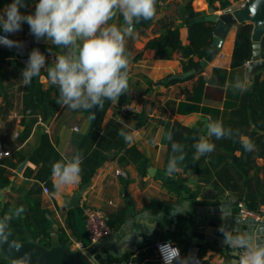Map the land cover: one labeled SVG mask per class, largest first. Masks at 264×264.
<instances>
[{"label":"crops","instance_id":"1","mask_svg":"<svg viewBox=\"0 0 264 264\" xmlns=\"http://www.w3.org/2000/svg\"><path fill=\"white\" fill-rule=\"evenodd\" d=\"M242 1L160 0L152 23L149 26H136L135 38L127 41V50L131 56L129 90L123 94L126 99L121 101V95L115 103L106 100L97 119V132L102 136L101 142L105 145L109 157L89 181L84 182L81 179L78 184L61 186L59 189L55 187L53 190L36 177L42 162L37 163L31 158L34 153L41 161L53 165L55 151L60 152L63 158H70L78 153L83 137L93 127L88 111H73L57 104L55 114L43 118L41 114H31L30 109L25 111V86L20 82L21 74L10 76L4 83L0 82V140L4 148L11 152L18 150L26 153L23 160L14 157L16 166H7L9 184L1 186L0 178V219L6 215L14 216L19 202L23 199L26 201V194L32 188L40 187L41 207L55 220L52 231L54 232L55 225L65 227L66 217L73 211L80 237L67 228L68 246L81 249L79 246L83 244L88 250L97 246L105 264H162L155 249L158 240L175 242L184 255L190 250L196 251L202 264H224L227 260V264H230L234 258L232 250L221 243L223 236L218 228L224 222L225 227L234 226L237 221L240 222L241 228L247 227L249 223L257 228L264 225V217L260 221L243 218L240 208L233 200L234 196L251 194L264 198V157H249L248 152L237 149L234 156L239 158L238 164L241 167L238 169L234 167L229 151L216 145L212 153L196 158L191 168L179 167L180 171L167 175L165 161L168 146L164 140L167 137V122L173 120L199 127L204 135L209 116L213 120L222 121L224 127L228 125L231 112L237 107L234 104L240 95L239 90L234 88L235 83L239 80L248 87L255 76L250 79L248 71L252 56L244 65L235 64L239 30L243 25H252L253 31V24L251 21H245L233 25L217 55L201 70L184 78L179 75L194 68L206 58L214 35L204 37L198 42L199 53L195 56L198 63L188 69L177 53L172 58H158L160 41L156 38L161 35L163 23L173 14L177 16L180 37L183 43L187 44L191 18L208 15L211 9L217 14H223L228 8H238ZM11 2L12 0H0V12ZM37 2L38 0H26L28 6L21 8V13H34ZM194 12L198 14L191 15ZM110 23L119 25L122 23V17L117 14ZM29 34V27L24 23L21 31L10 36L20 41ZM33 48H39L47 57L46 63L49 65L42 69L45 72L47 67L54 63L53 54H62L63 51L45 40H35L32 46H28L29 52ZM49 48L52 53H49ZM16 56L20 58L17 53ZM215 68L228 70L223 84L218 82V77L214 75ZM259 72L264 75V68ZM212 77H215L217 82L212 83ZM200 78H204L205 83L202 92L195 94L194 88ZM40 80L45 88L51 86L47 74L42 73ZM7 93L11 100L9 104H5ZM51 94H56L54 88ZM192 106L199 108L186 111V107ZM253 128L254 124H251L250 129ZM121 130L131 135V141H125L119 134ZM242 135L251 140L247 133ZM211 140L214 144L220 141L214 137ZM122 142H125L127 147L137 146L143 154L138 157L116 154L115 151ZM221 152L226 154H217ZM218 155L224 156V160H218ZM6 157L8 156H0V173L1 159ZM140 164L144 167L142 172L139 170ZM121 171L125 174L120 173ZM50 178L54 185L55 178L52 175ZM85 184L87 186L80 197V205L68 206L67 201ZM45 187L49 188V192L45 191ZM185 205L187 212L171 215L175 207ZM85 206L102 210L108 222L110 220L113 223L112 233L95 244L91 243L86 227ZM219 206H224L230 212L231 216L227 221L221 220ZM145 213L150 215L143 219L144 223H156L151 235L139 224L141 220L138 218H143ZM138 229H141L139 237L134 234L128 249L121 251L120 242ZM1 254L0 251V256Z\"/></svg>","mask_w":264,"mask_h":264},{"label":"clouds","instance_id":"2","mask_svg":"<svg viewBox=\"0 0 264 264\" xmlns=\"http://www.w3.org/2000/svg\"><path fill=\"white\" fill-rule=\"evenodd\" d=\"M157 0H38L34 13L23 14L21 8L28 5L26 0H12L0 12V44L21 50L20 41L9 39V36L22 30L26 23L30 33L37 41L45 40L63 53H54V63L47 67V79L50 85L58 89L56 103L61 108L73 111L102 108L104 101L117 102L119 97L129 90V64L131 53L127 50L128 39L135 38L136 25L141 21L153 19L157 14ZM122 17V23H110L116 15ZM52 53V49H48ZM47 57L39 48H33L28 54L25 67L21 70V84L29 86L34 77H39L47 65ZM235 89L246 90V85L239 80ZM90 116H94L92 113ZM206 135H201L193 147L196 158L215 151L216 140L240 138L245 151H255V144L250 138L243 136L238 130L225 128L222 121L207 117ZM126 142L132 137L121 130L119 133ZM172 141V134L166 137ZM185 146L172 141L166 174L172 175L180 171L179 165L185 159ZM82 154L76 153L70 158H62L53 163L52 176L54 187L78 184L82 179ZM25 211L23 206L15 210L17 218ZM187 205L177 206L171 215L187 212ZM221 220L227 221L231 214L224 206H219ZM145 213L139 223L148 235L155 230L156 223H144L149 217ZM163 216V213L160 214ZM11 215L0 219V237L5 235L9 227ZM225 227L222 223L218 231L222 234L221 243L232 250L233 259L230 264H264V225L257 228L249 223L247 227ZM141 229L134 230L120 242V250L128 249L133 235L139 237ZM163 264H199L192 253L182 256L178 247L171 241L158 245ZM17 264H24L19 261Z\"/></svg>","mask_w":264,"mask_h":264},{"label":"trees","instance_id":"3","mask_svg":"<svg viewBox=\"0 0 264 264\" xmlns=\"http://www.w3.org/2000/svg\"><path fill=\"white\" fill-rule=\"evenodd\" d=\"M158 6V4L156 5ZM198 13H193L191 15H197ZM177 16L171 14L168 20L163 23L161 35L158 36L160 41L159 48L157 50L158 58H172L175 53L178 54L185 61V68L194 67L198 62L195 61V56L198 55L199 49L197 47L198 42L204 37H212L214 35V24L211 21L197 22L192 25H188L189 29V43H183L180 37V26L176 21ZM152 23V19L143 22V26H149ZM252 25H243L238 33L237 44L238 47L235 53V64L244 65L252 56L253 43L251 41ZM63 53V51H62ZM207 55V54H206ZM141 56V55H140ZM262 57H264V37L262 40ZM25 67V63L16 56L13 51L5 50L0 48V82L4 83L5 79L10 78V76H16L21 74V70ZM42 73L47 74L45 71ZM228 74V70L224 68H215L214 75L218 77V82L223 84L225 78ZM212 83L217 82L215 77L210 79ZM205 83L204 78H200L199 83L195 86V94H200L202 92V87ZM56 90L54 96L51 94L52 89ZM238 101L234 104L235 107L231 112V117L229 119L228 125L225 128H231L239 131L240 134L247 133L251 137V141L255 144V151L248 152L245 151L240 143V138L238 136H233L231 139H223L218 141L219 147L227 149L228 154L234 162V167L240 168L239 158L235 157V151L241 149L243 152H248V156H261L264 157V75L260 72L256 73L252 83L246 87L245 91L239 90ZM53 96V97H52ZM58 97V89L55 86H50L45 88L44 84L39 77H34L29 86L25 87V92L23 95V103L25 111L30 109L32 114H41L43 118L53 116L56 110V99ZM121 101L126 99L125 95H122ZM194 98V97H193ZM10 97L7 93L5 95V104L10 103ZM110 102V101H108ZM108 102L106 103L108 105ZM199 106H192L190 108L186 107V111L197 110ZM180 109V108H179ZM181 110H183L181 108ZM185 110V109H184ZM254 124V128L250 129V125ZM99 122L97 121L92 129L83 137L78 152L82 154V180L84 182L89 181L98 167L109 157V153L105 151V145L101 142V137L97 132ZM172 134V141L176 143L183 144L185 146V159L179 165L184 169L191 168L196 162V150L193 144L196 140L204 135L203 131L199 127H192L183 124L179 120H173L167 122V135ZM165 143L167 144V155L165 161V168L169 158L173 155L171 151V143L167 138H165ZM116 154H130L131 156L138 157L143 154L141 150L133 145L127 147L125 142H122L118 146V150L115 151ZM26 153L22 151L11 152L6 159H1V186L9 184L10 180L8 178V167L16 166L17 162L14 161V157H19V160L25 159ZM54 161L61 160L63 157L60 152L55 151ZM226 154V153H217ZM31 158L37 162H42V166L38 171L36 177L49 185L51 189L55 190L50 176L52 175V165L41 161L35 156L34 153L31 154ZM218 160H224V156L218 155ZM145 163V161H143ZM144 169L143 164L139 165V170L142 172ZM41 188H32L28 194H26V201L23 199L19 202V206H23L25 211L17 218L15 215L9 221V227L5 232L4 236H7L14 240H36L41 244L46 246L51 245V233L53 232V225L55 220L46 209L41 207ZM238 201L245 203V205L251 209L259 210L262 205H264V198H259L257 195L251 194L247 196H234ZM75 213L70 211L66 217V226H59V239L61 243L67 247L68 246V234L67 228L73 231V234L80 237L76 228L75 223ZM110 224H113L109 220ZM12 262L5 255L1 254L0 264H9ZM229 263L228 260L224 264ZM12 264H17L13 262Z\"/></svg>","mask_w":264,"mask_h":264},{"label":"water","instance_id":"4","mask_svg":"<svg viewBox=\"0 0 264 264\" xmlns=\"http://www.w3.org/2000/svg\"><path fill=\"white\" fill-rule=\"evenodd\" d=\"M160 0H157V3ZM214 9L210 10L208 15H199L189 20V25L202 21H211L214 24V36L211 48L206 58H204L194 68L180 74V78L194 74L196 71L201 70L208 64L219 52L224 38L226 37L230 28L237 24L245 21H251L253 24L252 41H253V55L249 61V77L250 79L264 68V57H262V40L264 37V0H250L246 6L237 8L232 12H225L223 14H217ZM141 21L136 26L143 24ZM4 33L0 30V36ZM9 39L15 40L9 36ZM35 37L30 33L27 38L20 40L23 44V48L18 50L16 48H9L0 44V48L13 51L17 53L20 59L26 64L28 59V46H32ZM0 90L1 84H0ZM106 100L104 101L103 107ZM102 108L95 107L91 110H87L91 116L92 126L96 123L99 118ZM87 184L83 185L82 188L76 192L73 197L67 201L68 206H79L80 197L84 192ZM59 226H54V232L51 234V245L46 246L36 240H14L7 236L0 237V251L3 255L9 258L12 262L24 261V264H105V259L97 246H94L88 250V252L82 249L70 248L63 245L58 235ZM197 258V252L190 250ZM187 254V255H188ZM182 254V256H187ZM199 260V264H202V260Z\"/></svg>","mask_w":264,"mask_h":264},{"label":"built area","instance_id":"5","mask_svg":"<svg viewBox=\"0 0 264 264\" xmlns=\"http://www.w3.org/2000/svg\"><path fill=\"white\" fill-rule=\"evenodd\" d=\"M249 1L250 0H243L238 8L246 6ZM235 9L237 8H228V10H226L225 12H232ZM8 155H10V150L4 148L0 140V156L3 157V156H8ZM120 173L125 174L122 171ZM45 191L49 192V188L45 187ZM233 200L237 203L238 207L240 208V213L243 218H254L259 221L263 219L264 205H262L259 210H254V209L247 207L245 203L238 201L236 198H233ZM84 216H85L86 227H87L90 241L92 244L97 243L101 238L108 236L109 234L112 233L113 227L108 222L107 217L102 210L94 208L92 206H85ZM169 241L170 240H158L155 243L157 258L162 264H163V259L159 251L158 245L167 243ZM171 243H172V246L179 248V246L175 242L171 241ZM79 247L83 251L88 252V249L83 244H80ZM180 252L182 255L181 249H180ZM129 264H144V262H131Z\"/></svg>","mask_w":264,"mask_h":264}]
</instances>
